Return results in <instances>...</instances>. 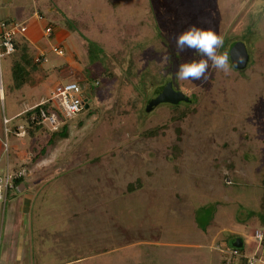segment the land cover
<instances>
[{"label":"rangeland","instance_id":"374dc122","mask_svg":"<svg viewBox=\"0 0 264 264\" xmlns=\"http://www.w3.org/2000/svg\"><path fill=\"white\" fill-rule=\"evenodd\" d=\"M72 5L90 13L89 31L43 16L51 32L38 29L36 47L16 38L13 53H0V175L25 186L8 189L0 234L24 219L34 263L35 252H50L54 264H243L259 251L264 264L252 237L264 232V0H69L64 12ZM189 25L222 36L219 52L243 42L246 66L229 60L224 72L209 60L206 82L176 79L178 61L194 55L175 49ZM41 51L46 61L36 63ZM166 78L190 100L178 106L188 111L182 119L170 104L150 103ZM68 81L80 84L85 105L52 136L30 108ZM235 235L243 251L228 256Z\"/></svg>","mask_w":264,"mask_h":264},{"label":"crops","instance_id":"0c3cea01","mask_svg":"<svg viewBox=\"0 0 264 264\" xmlns=\"http://www.w3.org/2000/svg\"><path fill=\"white\" fill-rule=\"evenodd\" d=\"M36 1L39 4L41 2V0H36ZM29 2H30V0H26V2H24V3L13 4L10 0H0V33L2 31V24H4L5 20H8L10 17H12L14 15V12H15L14 10L17 7V5L26 4ZM41 19L42 18L31 15L28 19L23 20L22 22H24L26 24V30H24V31H21L20 29L16 30V32L14 34V39H16V38L20 39L21 43L29 44L32 47H36L38 45V42H39L38 38L36 37V32L38 29H43L46 26V20H44L45 23L43 26L40 24ZM53 30H54L53 36L55 39H61V36L65 35V33H66V31L64 29H62L61 27L58 28L57 25L54 26ZM69 35H70L69 32H67L66 36L68 37ZM2 52H3V49L0 48V53H2ZM2 54H3V56L8 55V54H4V53H2ZM248 56H249V54H248ZM40 63H42V62H40ZM8 71L10 72L11 69ZM6 82H7L6 88H8L10 81L7 80ZM3 99H4V87H2L0 84V101ZM33 100H34V98H33ZM5 118H7V117H5ZM0 135H1V132H0ZM24 188H25V186H22V185L17 186V191L22 192ZM13 194H15V193H13ZM20 198H21V196H20ZM0 224H1V222H0ZM25 225L26 224H25L24 219H19V220H11L10 219L7 222H5V224L1 225L2 228H4V231L2 230V233L0 234V264H54V263H52V260H53V258L56 257L55 256L56 254L55 255L54 254L49 255L50 252H46V254L44 252H41V254L38 252H35L37 261L34 263V252L32 251L31 240L29 238L27 239V237H26L27 235H25L24 231H23V228L25 227ZM27 226H28V224H27ZM16 227L18 229H15ZM256 231L261 233L264 236V232H262L261 230H259L257 228L254 229L253 234ZM235 236L237 237V235H235ZM252 237L254 238V242L257 243L256 241H258V240L254 237V235ZM240 239L242 240V243H244L243 239L242 238H240ZM257 244L261 245V246L264 245V240H262L261 242H259ZM258 247H260V246H258ZM42 251H44V250L42 249ZM255 253L258 254L259 251H258V253L257 252H255ZM255 253L251 254V255L255 256L257 259L254 264H261L262 263L261 258L257 257ZM260 255H261V253H260ZM247 256H249V255H247Z\"/></svg>","mask_w":264,"mask_h":264},{"label":"built area","instance_id":"2783aa9c","mask_svg":"<svg viewBox=\"0 0 264 264\" xmlns=\"http://www.w3.org/2000/svg\"><path fill=\"white\" fill-rule=\"evenodd\" d=\"M34 6L36 0H30ZM33 15L40 18L39 13L35 9ZM24 31L26 29L24 22H17L11 24H2V31L0 33V48L3 49L4 54H10L14 51V34L16 30ZM45 35H49L51 28L49 26L44 27ZM53 51L58 54H62V49L57 48L56 46L51 47ZM35 62L40 63L46 61L45 54L43 52L35 56ZM80 88L76 82H60L57 83L52 89L50 96L45 98L36 104H34L30 109H33L32 120L36 121L37 124H42L47 127L49 130H56L60 124L61 120L58 118L56 110L66 119L75 116L84 108L85 99L80 95ZM54 100L56 103L55 107H51L49 102ZM46 104V107H42ZM47 104L50 106H47ZM56 109V110H55ZM8 121L7 118L3 117V123ZM16 134H24V130H20ZM12 188L11 183V174L5 172L4 176L0 175V205H3L6 199V194L8 189ZM254 237L261 242L264 240V236L255 232ZM233 254H237L236 250H232ZM247 263L254 264L256 262V257L253 255L247 256Z\"/></svg>","mask_w":264,"mask_h":264},{"label":"trees","instance_id":"16d2710c","mask_svg":"<svg viewBox=\"0 0 264 264\" xmlns=\"http://www.w3.org/2000/svg\"><path fill=\"white\" fill-rule=\"evenodd\" d=\"M68 1L69 0H45L43 2V4H45L46 7L49 9L50 14H48L47 12L42 14L40 4L37 3V1H35V6L31 1L29 3H26V4L17 5V7L14 10L15 11L14 15L12 17H10L8 20H5L4 24L7 25V24H11V23H17V22H21L25 19H28L31 15H33V12L36 9L40 15V18L45 17L48 19L49 22H51L53 24H56L57 21L62 17L66 21L67 25L69 27H71V29L73 30V32L75 34H83L84 32L89 31V24L93 22L91 20L89 21V19L91 17L90 13L87 11H78L76 5H72L70 11L65 13L62 5L64 3H68ZM51 12H52V14H51ZM47 15H49V16H47ZM94 23H95V25L100 26L99 22L95 21ZM89 50H92V49L89 48ZM76 83L78 84L79 88L81 89L80 84L78 82H76ZM188 102H190V100ZM180 103L181 102H178L177 104H170L171 105L170 115L173 119H182L188 112L186 107H183V108L178 107L180 105ZM47 106H49V105L47 104ZM42 107L45 108L46 104L43 105ZM56 113H57L58 118L60 120L66 119L59 113V111L56 110ZM38 126L40 128L48 129L47 127H45L42 124L38 125ZM65 127H66L65 124H61L56 130L52 131V133H50V134L52 136L57 135V134H62L65 130ZM156 129H157V126L151 127L145 133H146V135H153L155 133ZM21 180H23V177H21V176L13 177L11 175L12 187H14V189L15 188L17 189V186H20V185L23 186L24 181H21ZM139 185H140L139 179H136L134 182L128 183L127 187H126V192H130V191H134V190L138 189ZM208 223H209V220L206 221L205 223L200 221V223H198V226L201 229H205V227H207ZM235 238H237V237L233 236L232 240H234ZM243 245H244V243H242V245L240 247H236L233 245V242H232V245L227 247L226 248L227 250H225V252L228 256H234L235 257L243 251ZM232 250H236L237 254H233ZM241 258H242L243 264H248L246 256H242Z\"/></svg>","mask_w":264,"mask_h":264},{"label":"clouds","instance_id":"9594fccd","mask_svg":"<svg viewBox=\"0 0 264 264\" xmlns=\"http://www.w3.org/2000/svg\"><path fill=\"white\" fill-rule=\"evenodd\" d=\"M223 44V37L211 27L189 25L179 32L175 36L176 52L181 55L185 50H190L194 55L187 60L178 61L174 73L175 78L180 81L206 82L209 60L213 68L227 72L229 69L228 54L218 51Z\"/></svg>","mask_w":264,"mask_h":264},{"label":"water","instance_id":"95a60500","mask_svg":"<svg viewBox=\"0 0 264 264\" xmlns=\"http://www.w3.org/2000/svg\"><path fill=\"white\" fill-rule=\"evenodd\" d=\"M228 56L234 68L243 69L248 61V52L245 44L241 41H233L228 48ZM181 101L188 102L189 98L182 91L174 87L171 78H166L162 84L156 86L150 97L152 105L160 103L177 104ZM233 245L240 247L242 245V240L240 238H235L233 240Z\"/></svg>","mask_w":264,"mask_h":264}]
</instances>
